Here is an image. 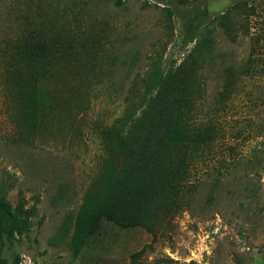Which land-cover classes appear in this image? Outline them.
<instances>
[{"label":"rangeland","instance_id":"rangeland-1","mask_svg":"<svg viewBox=\"0 0 264 264\" xmlns=\"http://www.w3.org/2000/svg\"><path fill=\"white\" fill-rule=\"evenodd\" d=\"M120 1L0 0V192L19 219L0 264H264V0ZM39 23L73 50L53 68L15 55ZM199 32L212 51L193 122L213 137L190 204L181 190L150 227L117 224L98 180L127 135L104 131Z\"/></svg>","mask_w":264,"mask_h":264},{"label":"trees","instance_id":"trees-1","mask_svg":"<svg viewBox=\"0 0 264 264\" xmlns=\"http://www.w3.org/2000/svg\"><path fill=\"white\" fill-rule=\"evenodd\" d=\"M238 5L233 4V8ZM50 26L39 23L24 30L15 52L23 66L46 59L37 67L53 68V61L73 54L70 45L61 42L57 29L54 32ZM207 41V35L199 32L193 47L177 66H168L165 72L155 67L151 78L149 71L143 93L136 100L129 94L123 115L104 131L107 144L110 135L123 128L127 135L119 163L107 160L102 183L98 180L108 193L99 205L102 214L117 224L150 227L151 209L161 205L170 209L174 195L181 190L175 203L190 204V168L204 156L213 137L212 126L201 127L193 122L195 103L203 90L200 69L205 55L212 51ZM48 74L53 75V71ZM233 85L228 78L224 82L225 88ZM18 226L19 219L0 192V230L9 237Z\"/></svg>","mask_w":264,"mask_h":264}]
</instances>
